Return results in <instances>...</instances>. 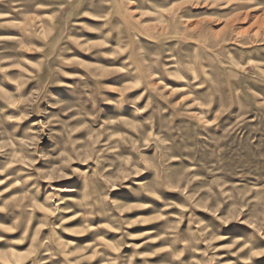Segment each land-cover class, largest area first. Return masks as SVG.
Returning a JSON list of instances; mask_svg holds the SVG:
<instances>
[{"label":"rangeland","instance_id":"374dc122","mask_svg":"<svg viewBox=\"0 0 264 264\" xmlns=\"http://www.w3.org/2000/svg\"><path fill=\"white\" fill-rule=\"evenodd\" d=\"M0 264H264V0H0Z\"/></svg>","mask_w":264,"mask_h":264}]
</instances>
